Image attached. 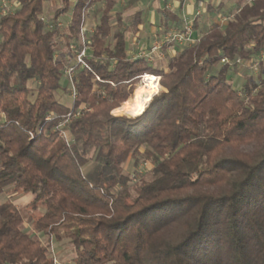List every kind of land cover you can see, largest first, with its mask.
I'll return each mask as SVG.
<instances>
[{
  "label": "trees",
  "instance_id": "trees-1",
  "mask_svg": "<svg viewBox=\"0 0 264 264\" xmlns=\"http://www.w3.org/2000/svg\"><path fill=\"white\" fill-rule=\"evenodd\" d=\"M48 1L58 3L51 16ZM143 1L17 0L6 10L0 0V198L13 189L45 211L30 234L22 209L0 202V264H55L54 241L73 251L70 264H264V63L258 74L221 63L264 51V0H241L162 66L130 54L127 34L151 6L125 14ZM175 1L161 12L182 29L185 0ZM92 9L78 65L72 46L82 49ZM70 66L68 107L57 93L69 92ZM144 75L164 90L145 111L113 116ZM144 162L140 181L126 174Z\"/></svg>",
  "mask_w": 264,
  "mask_h": 264
},
{
  "label": "rangeland",
  "instance_id": "rangeland-1",
  "mask_svg": "<svg viewBox=\"0 0 264 264\" xmlns=\"http://www.w3.org/2000/svg\"><path fill=\"white\" fill-rule=\"evenodd\" d=\"M241 0H220V2L218 3V8H219V14H221V20L225 21L226 20V17H227V14L232 10H235L236 7L238 6V3L240 2ZM218 2V1H217ZM216 2V3H217ZM2 5L5 7V9H15L17 7V0H2ZM58 7V4L55 5L53 3V1H48L45 3V11H46V14H49L50 12H53L55 11V9ZM93 11V10H92ZM93 14V13H92ZM213 14L215 15L214 11H213ZM86 16H88L86 14ZM60 26H62L66 20L63 19L60 21ZM83 26L85 27V29H88L86 26H85V16H84V22H83ZM161 36L160 35H156L155 38L152 39V43L156 40H158ZM82 38V36H81ZM87 40V39H86ZM81 43V42H80ZM152 43H147V44H144L143 46H148L150 47L152 45ZM82 45V44H81ZM180 46H174V47H165L162 51L163 53V56H159L160 59H157L158 62H156V64L154 65H159V66H162L164 65V63H166V58L167 56H171L172 54L173 55H176V53L174 54V51H177V49L179 48ZM76 49L73 51L76 52L75 53V57L73 59V61L76 60V57H77V51H79L78 47H75ZM172 54H171V53ZM73 56H74V53H73ZM76 62V61H75ZM223 65V64H222ZM148 76V75H147ZM64 77H65V74H64ZM157 77V76H156ZM147 77H145V75L141 78L140 82L135 86V89H134V92L133 94L131 95V97L128 99H132L131 103L129 104H124V105H130V106H133L134 105V96H135V91L137 90V88L142 85V84H145V80H146ZM241 77L240 75H237L234 77V82L237 81V80H240ZM65 80L68 81L67 84H68V87L70 89V82L69 80L65 77ZM160 82H161V77H160V80L158 81L157 79V83H156V86L157 88L155 89V92H154V95L153 97H155L156 95H158L159 92L163 91L164 89L161 87L160 85ZM241 82V80H240ZM69 91V90H68ZM133 97V98H132ZM153 97L150 99V101L148 102L147 106L150 104L151 100L153 99ZM57 98L60 100V102L68 107H71L72 106V97H71V93L70 91L68 92V94L64 91V90H60L58 93H57ZM127 100V101H128ZM126 101V102H127ZM123 104V103H122ZM121 104V105H122ZM118 108V109H115L112 111V115L115 116V117H125V118H130L132 116H126L124 114L121 113L120 109L124 106L122 105ZM146 106V107H147ZM146 109V108H145ZM144 109V110H145ZM139 112V111H138ZM141 113V112H140ZM134 116V115H133ZM134 118V117H133ZM152 168V166L148 163H141L137 168L133 167L132 165H127L124 167V170L126 172V174H128L132 179H134L135 181H140L142 179V176H144L145 174H147L149 172V170ZM131 186H135L134 182H132ZM7 200H10L12 202L15 203V205L17 207H19L20 209H22L23 211V216H24V228L26 229H29V233L30 234H33L34 233V230H33V225L30 224V220H37L38 218H40L43 214H44V207L43 206H39L37 210H31L28 205L31 203L32 201V196L31 195H24L22 194L21 192H16L15 190L13 189H9L3 196V198H0V202H3V201H7ZM41 241L43 242L44 245L47 244V239L46 238H40ZM51 251L53 252V256L55 257V259L57 260V262L59 264H70V260L73 256V251L71 249H67L63 243H58V242H51ZM64 247V248H63Z\"/></svg>",
  "mask_w": 264,
  "mask_h": 264
},
{
  "label": "crops",
  "instance_id": "crops-1",
  "mask_svg": "<svg viewBox=\"0 0 264 264\" xmlns=\"http://www.w3.org/2000/svg\"><path fill=\"white\" fill-rule=\"evenodd\" d=\"M71 1L73 3H76L77 0H71ZM124 1L126 0H119V6H121L124 3ZM219 2L220 0H185L183 6V17L186 16L189 18H194L195 21L198 20V28L195 29V33H194L196 39L200 37L202 31L212 26L215 19L221 18V14L218 13ZM53 3L55 5L58 4L57 1H53ZM149 6H151V10H148ZM208 6H212L213 9L209 11ZM164 7L174 12L175 10L178 9L179 3L175 0H169L167 4H165L164 6L163 1L160 2H152L151 0L143 1L139 3L136 8L125 14L126 17H130L138 10H148L146 24L140 26L139 31L137 33H133L130 31L127 34L129 50L132 57H137L139 49L144 44L147 43L151 44L152 39L155 38L156 35H161V33L163 32L164 24H168V21L170 20L169 18H166L161 12ZM92 10L86 13L88 16H86L85 14V26L88 28L86 29L87 30L86 36L94 31L97 23V19L94 16V9ZM213 11L215 15L213 14ZM53 12H50L49 14H47V16H51ZM198 12H200L201 14L198 17H196L195 15ZM168 27H170V29L174 28V26H172L171 23L168 24ZM175 53L176 51H174V54ZM171 56H175V55L172 54Z\"/></svg>",
  "mask_w": 264,
  "mask_h": 264
},
{
  "label": "built area",
  "instance_id": "built-area-1",
  "mask_svg": "<svg viewBox=\"0 0 264 264\" xmlns=\"http://www.w3.org/2000/svg\"><path fill=\"white\" fill-rule=\"evenodd\" d=\"M200 14L201 13L198 12L195 16L198 17ZM195 22L196 21L194 18H189V17L184 16L182 29H176V28L170 29L163 36H161V38L154 41L150 47L142 46L139 49L138 57L146 58L151 64H156V62H158L157 59H160L159 56L161 57L163 56L162 51L165 47L191 46L197 41V39L194 36V33H195L194 23ZM86 33H87V30L82 25V28H81L82 49L77 51V57H76V64L78 65H81V64L84 65V59L87 54L88 46L90 45V41H88L86 37ZM75 47L76 46L73 45L72 49H76ZM221 63L223 65L248 68L252 70L255 74H258L261 63H264V51L260 53L258 59L249 61L247 63H245L242 59L231 60L229 58L222 59ZM64 74H65V77L70 82L69 91L71 93V97L75 99L77 96L76 83H75V69L72 66H70L65 70ZM145 77H147V75H145ZM154 77L155 79H158V81L160 80V77H156V76ZM81 110H85V108L82 107ZM80 115H81V111L76 112V113H73V112L70 113L66 117V120L63 125L69 122V120H73L74 118ZM63 135H64V138L66 139V142L69 143L70 138H69L67 131L63 132ZM55 264H59L56 259H55Z\"/></svg>",
  "mask_w": 264,
  "mask_h": 264
},
{
  "label": "bare ground",
  "instance_id": "bare-ground-1",
  "mask_svg": "<svg viewBox=\"0 0 264 264\" xmlns=\"http://www.w3.org/2000/svg\"><path fill=\"white\" fill-rule=\"evenodd\" d=\"M145 82H146L145 84L140 85L135 91L134 105L133 106L125 105L120 109L122 114L126 116H132L138 111L139 112L144 111L148 102L153 97L155 89L157 88L156 86L157 79H155L154 76L148 75Z\"/></svg>",
  "mask_w": 264,
  "mask_h": 264
},
{
  "label": "water",
  "instance_id": "water-1",
  "mask_svg": "<svg viewBox=\"0 0 264 264\" xmlns=\"http://www.w3.org/2000/svg\"><path fill=\"white\" fill-rule=\"evenodd\" d=\"M144 111H145V110H144ZM142 114H143V113H142ZM142 114H141V115H142ZM141 115H139V116H141ZM139 116H136V117H134V118H137V117H139Z\"/></svg>",
  "mask_w": 264,
  "mask_h": 264
}]
</instances>
